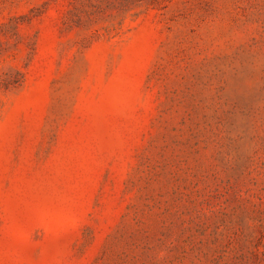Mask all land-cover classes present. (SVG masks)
Returning a JSON list of instances; mask_svg holds the SVG:
<instances>
[{"label":"rangeland","instance_id":"374dc122","mask_svg":"<svg viewBox=\"0 0 264 264\" xmlns=\"http://www.w3.org/2000/svg\"><path fill=\"white\" fill-rule=\"evenodd\" d=\"M0 264H264V0H0Z\"/></svg>","mask_w":264,"mask_h":264}]
</instances>
